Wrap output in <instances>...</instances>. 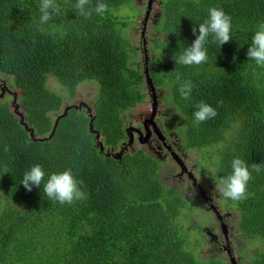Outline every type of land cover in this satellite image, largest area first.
Here are the masks:
<instances>
[{"label": "trees", "instance_id": "1", "mask_svg": "<svg viewBox=\"0 0 264 264\" xmlns=\"http://www.w3.org/2000/svg\"><path fill=\"white\" fill-rule=\"evenodd\" d=\"M135 1L102 0L107 11L86 18L77 0H57L60 14L41 25L40 0H0V75L21 92L14 111L0 100V264H225L201 254L207 240L192 217L201 199L166 184L163 163L144 150H125L121 159L113 154L130 137L122 112L146 100L141 86L148 69L156 91H168L163 99L179 112L186 149L216 150L215 157L207 152L216 160L213 181L231 174L234 158L250 170L264 163V67L247 55L264 22V0H161L159 31L166 38H157L155 59L141 48L144 62L149 58L143 74L131 64L136 52L124 37L133 17L121 14ZM99 2L90 0L87 8ZM211 7L231 16L232 39L221 46L210 36L206 63L176 64L174 56L192 45L198 36L193 28ZM50 79L70 100L82 85L98 84L92 112L76 106L65 116L64 99L48 86ZM189 80L194 87L185 100L178 89ZM200 102L217 115L194 125ZM36 164L45 172L43 182L71 168L87 198L62 205L46 197L43 184L27 191L23 175ZM252 176L246 199L227 200L244 238L256 242L250 264H264V164Z\"/></svg>", "mask_w": 264, "mask_h": 264}, {"label": "rangeland", "instance_id": "2", "mask_svg": "<svg viewBox=\"0 0 264 264\" xmlns=\"http://www.w3.org/2000/svg\"><path fill=\"white\" fill-rule=\"evenodd\" d=\"M160 1L161 0H156L154 2V14L152 15V18L149 19L146 32L147 53L149 58L152 59L155 56H159V54H154L158 42L157 38H166V35L159 31V28L162 26V22L160 24L159 22L163 18V7L160 4ZM148 6L149 0H136L133 4V10L123 8V11L121 10L122 13L120 11L123 16L129 15L128 17H133L128 26L124 29V37L132 44L133 49L136 52L132 54L133 58L131 64L135 68L139 67L142 74L144 72L145 62L143 57L144 53L141 50L143 42L141 33L144 28ZM158 14H160L159 17L157 16ZM118 28L120 29L121 27ZM48 86L51 89L57 91V93H59L64 99L62 111H65V108L68 105H75L80 107V103L87 105L91 110H93L92 108L94 107V101L99 93V85L91 82L82 85L79 88L78 97L74 100H70L65 93V89L59 87L55 79H50ZM147 86L148 85H146V82L144 80L141 88L146 96L145 102L138 104L133 109L122 112L123 114L121 115V117L124 119L125 130H128L129 132L131 131L133 135V143L130 145V142H127L128 145H125L126 147H124H128L129 150H125L130 154H135L142 149L148 154V156H151L152 154L149 150L150 143H152V146H154L155 144L153 142H149V134L151 131L149 132V134L148 132L146 133L145 124H150L148 121L153 113V101L151 99V96L149 95ZM4 90L10 91V95L4 94ZM20 94L21 92L16 89L10 78L0 75V100H6L9 104L10 110L14 111L13 103L15 101H17L16 105L20 106ZM164 94L167 95L169 93L168 91H156V96L159 101V120L157 123V127L160 130L159 132H162L161 130L163 125L164 128L171 127L170 130L173 133L182 136L183 130L180 126L178 127L176 122L178 119L181 120V117H179V112L176 108H174V106L165 102V99H163ZM21 112L24 114L22 109ZM58 114L53 113L52 115L53 117H56ZM177 128L178 132H176ZM98 142H104L103 138L99 139ZM159 143L161 144V142ZM172 143L175 144L177 142ZM123 149L119 147V149L115 151L114 154H118ZM208 151L211 152V156L215 155L216 150L214 149V147L213 149H208ZM208 151L198 152L195 150L190 152L189 154H181L182 157L187 161L186 166H188V169H190L195 176L197 184L202 186L204 190L202 194L205 195V200L202 197L200 198V192H197L195 185H192L188 181V178L184 174H182V169L178 168V166H176V164H174L170 160V158L164 162L162 168L163 170L161 169L159 172L160 176L168 185H171V183L174 185H179L184 195L197 198L200 202L202 200L201 206L197 209L196 212L192 214V217L197 220L199 226L203 227L202 233L207 240L205 242L204 248L201 251L202 255L217 257L225 264H233L232 261L237 262V264H250L249 259L252 257V249L256 247V242H251L244 238V234L241 232L242 230L238 227V214L236 210L231 209L232 205H229L230 203L228 204V200L226 198H223L219 193L214 192L215 181L212 180L214 166L211 164V162L214 164L216 160L212 159L215 156L211 158L210 155H207ZM156 154L158 160H162L161 158L163 157V152H158ZM175 175H181L182 179H177ZM213 207H216V210L219 212V214L215 212ZM203 213H205L206 215H203ZM219 215L224 218L225 224L228 227L230 253L227 251L228 245L223 236Z\"/></svg>", "mask_w": 264, "mask_h": 264}, {"label": "clouds", "instance_id": "3", "mask_svg": "<svg viewBox=\"0 0 264 264\" xmlns=\"http://www.w3.org/2000/svg\"><path fill=\"white\" fill-rule=\"evenodd\" d=\"M155 1L156 0H154V2ZM89 3L90 0H77L75 5L76 9L79 11V14L85 16L86 18L91 17L93 11L96 14L102 15L108 9V5L103 3L102 0L101 2L97 3L94 9L87 8ZM153 5L149 19L151 15L154 14ZM39 11L41 13L39 23L43 25L52 20L54 16L59 15L61 12V7L57 3V0H40ZM162 12H164V10H162ZM157 16L159 17L160 14ZM148 21L146 23H148ZM231 30V16L226 14L221 8H209L208 18L203 23L198 25V29L196 27L193 28L194 33L198 31V36L192 45L186 47L181 54H176L174 56L176 64L192 66L206 63L208 61V54L205 44L208 42V38L211 36L213 38V42H219V44L222 46L225 43L230 42L232 39ZM146 32L145 38L147 40ZM247 55L249 59L251 61H255L258 66L264 67V22L257 24L256 31L252 37L251 46L248 48ZM193 87L194 85L190 80L183 81L178 89L181 98L185 100L189 99ZM216 115L217 112L215 108H213L208 103L200 102L197 105V110L193 113L194 125H199L200 123L211 119ZM8 150L9 149L6 147L5 151ZM262 164L264 163H253L250 170L249 165L243 159L234 158L231 162V174L215 180L214 192L219 193L223 198L230 199L232 201H242L246 199L247 186L253 179L252 172H261ZM44 177L45 172L43 167L39 164H36L33 165L30 170L23 175L21 184H23L24 188L29 192L32 191L33 186L40 187L43 184V192L46 197L50 201H58L62 205H71L76 201H82L87 198V194L80 187V185L83 184V181L78 180L74 176L71 168L60 173L51 174L46 182H43Z\"/></svg>", "mask_w": 264, "mask_h": 264}, {"label": "flooded vegetation", "instance_id": "4", "mask_svg": "<svg viewBox=\"0 0 264 264\" xmlns=\"http://www.w3.org/2000/svg\"><path fill=\"white\" fill-rule=\"evenodd\" d=\"M153 15V14H152ZM152 15H151V17H150V19L152 18ZM149 22V21H148ZM148 24V23H147ZM144 53V52H143ZM75 106V105H74ZM86 107L85 106V104H83V103H80V107H77V108H82V107ZM70 107V105H68V106H66V108H65V111H64V113H66V110L68 109ZM68 114V113H67ZM66 114V115H67ZM158 116H159V112H158V114H157V117H156V123H158ZM181 123V122H180ZM160 124H161V122H160ZM170 128L171 127H168V128H164L163 127V125H162V133H163V136H164V139L162 140V139H160L159 137H158V134H155L156 132L152 129V127H151V125H148V126H146L145 125V129H146V133L148 132V134H149V132L151 131V133H150V140H149V142H153L155 145L154 146H152L151 144L152 143H150V148H149V150H150V152H151V156H149V157H151V158H154V159H156L157 161H159L160 163H162L163 162V164H164V162L165 161H167L169 158H170V160L174 163V164H176V166H178V168H180V164L178 163V161L177 160H179V161H181V162H184L185 163V166H186V163H187V161L182 157V155L181 154H185V153H190V152H192V150H188V149H186V146H185V144H184V142H185V140L183 139V138H181L179 135H177L176 133H173L171 130H170ZM130 134H132L131 133V131L129 132V135ZM139 135V134H138ZM133 136V135H132ZM180 137V138H179ZM51 137H49L48 139H50ZM129 141V140H128ZM128 141H123V142H128ZM159 142H161V144L159 143ZM172 142H177V143H175V144H173ZM180 142V143H179ZM121 148H122V146H120ZM125 148V147H124ZM123 149V148H122ZM129 150V149H128ZM127 152V151H126ZM158 152H163V157L161 158L162 160H158V158H157V154L156 153H158ZM147 156H148V154H147ZM175 166V165H174ZM187 167V169H188V166H186ZM189 172H191V170L190 169H188V172H185V176L188 178V181L192 184V185H194V183H193V181H191L190 179H189ZM175 177L177 178V179H182V176L181 175H175ZM171 186H175L176 188L177 187H180L179 185H174V184H172L171 183ZM212 187V186H211ZM196 190H197V192H200L199 191V189L196 187ZM203 198H205V196L203 197ZM222 222H224L225 223V220H224V218H223V220H222Z\"/></svg>", "mask_w": 264, "mask_h": 264}, {"label": "water", "instance_id": "5", "mask_svg": "<svg viewBox=\"0 0 264 264\" xmlns=\"http://www.w3.org/2000/svg\"><path fill=\"white\" fill-rule=\"evenodd\" d=\"M153 2H154V0H149V10H148V12H147V14H146V17H145V23H144V28H143V32H142L143 47L146 46V43H147V40H146V38H145V32H146V30H147V23H146V22L148 21L149 16H150V14H151V9H152ZM144 52L147 53V49L144 48ZM148 60H149V58H148V56L146 55V56H145V64H148ZM144 75H145V78H146V83H147V85H148L149 92L151 93V96H152V98H153V105H152V106H153V113H152V115H151V117H150V119H149V121H148L150 124L147 123V124H145V125H146V126H148V125H152L153 130H154L156 133H158V134H159V138L163 140V139H164V136H163V134H162L161 132H159L160 130H159V128L157 127V123H156V120H155V118H156V116H157V114H158V107H159L158 98H157V96H156V89H155V87H154V84H153L152 78L150 77V74H149V70H148V69H146ZM85 106L89 109V110H88L89 112H92V110H91L87 105H85ZM72 108H76V106H73V107L68 108V109L66 110V113H64L65 116H66V114L68 113V111H69L70 109H72ZM58 120H59V119H57V122H58ZM92 126H93V121L90 123V131L93 132V127H92ZM56 127H57V124L55 125L53 132L56 131ZM150 133H151V132H150ZM149 135H150V134H149ZM51 136H52V135H51ZM96 139H97V140L100 139V135H99V134H97ZM129 142H130V143H129L130 145L133 143V136H132V134H130ZM141 143H145V142H141ZM98 145L101 147V150L103 151L104 148H103L102 143L100 142ZM127 145H128V143H127ZM125 147H126V146H125ZM125 149H128V147L125 148ZM125 149L121 150L118 154H113V156H114L115 158L121 159L122 156H123V154L125 153ZM177 161H178V163L180 164L179 166H180V168H181L182 171H183L182 174H184L185 172H188V169H187V167L185 166V163H184V162H181V161H179V160H177ZM189 174H190V175H189V179H190L191 181H193L194 185L200 190V193L202 194V193L204 192L202 186L197 184L196 178H195V176L193 175L192 172H189ZM202 196H205V195L202 194ZM213 209L215 210V212H216L217 214H219V212L216 210V207H213ZM222 218H223V217H222L221 215H219V219L221 220V227H222L223 236H224L225 240L227 241V240H229L228 227H227V225H226L224 222H222V220H223ZM229 248H230V247H229V244H228L227 251L230 253ZM232 262H233V264H237V262H235V261H232Z\"/></svg>", "mask_w": 264, "mask_h": 264}]
</instances>
